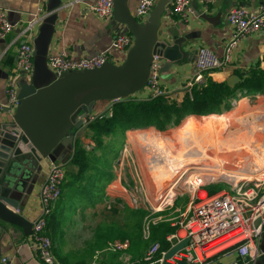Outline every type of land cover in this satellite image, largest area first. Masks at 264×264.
Instances as JSON below:
<instances>
[{"label": "crops", "instance_id": "obj_1", "mask_svg": "<svg viewBox=\"0 0 264 264\" xmlns=\"http://www.w3.org/2000/svg\"><path fill=\"white\" fill-rule=\"evenodd\" d=\"M95 2L96 0H47L46 4L43 5L39 0H0V9L7 10L9 20L15 25L13 30L5 38L0 39V102L6 101V83L13 73H15L17 67L18 47L25 42H30L34 46L35 53V42L37 41L41 52L38 55L36 51V58L34 54V73H32L28 81H31L37 72L41 80H47L51 77L54 72H51L47 64L49 56L54 52L66 51L71 57L79 58L99 54L111 47L113 39L123 31H120L117 25H113L112 20L105 21L90 9V6L95 4ZM173 2L174 0L170 1L162 16L160 37L162 39L168 38L169 40H173L175 37L189 34L191 38L184 44V49L189 51L191 55L189 59H183L179 64L173 65L169 71H161L160 85L168 98L175 100L177 103H181L186 94L187 85L193 81L197 72L195 65L197 50L200 47H208L214 50L219 56H223L225 44L232 36L233 31V27L228 23L227 17L229 11L236 6L242 5L249 12H253L264 1L192 0L196 14L186 19L180 15L171 14ZM128 5L135 15L139 0H129ZM49 8L51 9L50 11H48ZM34 13L47 15L46 18L52 14L56 15L55 25L48 24L47 22L44 23L43 20L41 23L34 25L31 36L23 34V30L26 28L28 21ZM204 16H207L211 21H208ZM257 66L264 69V31L240 40L231 54V61L216 71L205 73L203 82L206 83V79L211 78L215 82H226L229 85L228 81L231 76L237 75L242 80L243 76H246L252 68ZM254 97L262 99L264 95L253 94L242 97V93H239L238 98L231 99V108H229V112H224L225 115H228L234 109H238L243 99L250 101ZM129 98L139 101L152 98V95L148 89H143ZM112 103L109 100L98 101L93 114L98 116L110 111ZM223 114L219 116H223ZM202 117L204 116L191 118ZM4 118H10V116L0 111V121L4 120ZM91 133L92 131L89 128L86 129L85 134L80 137L78 142L79 146L85 149L87 148L90 151L92 150L90 147L94 145ZM137 135L139 134L134 133L132 137ZM65 157L66 154L61 155L56 162L63 163L62 161ZM52 163L50 160L43 163L42 173L32 193L30 195H24L22 199V204H24L23 213L30 221H32L40 210V189L46 180ZM66 165L68 166V171L78 169L70 161ZM88 172H86L84 177H89ZM98 176L103 178L100 168ZM114 182H108L105 191L108 195V191L114 189L117 191V194L112 192V197L115 195L119 199L121 189L113 187ZM82 183L85 185V181ZM63 192L65 191L63 190ZM58 204L49 218L47 233L52 239L54 254L62 264H90L95 257L99 261L109 263L119 262L120 254L107 250L108 246L95 251L94 255L82 256L83 253L80 254L79 251L81 250V245L79 243L77 245H75L76 243H72L75 238H72L67 233L63 225V220L57 214ZM81 230L80 228L79 231ZM8 231L4 237L0 236L1 263L43 264L38 257L37 249L33 245L30 235H26L24 230L18 226L9 225ZM150 245L151 243L146 245L141 243L140 247L138 245L134 249L130 245L128 254L133 261L138 260L144 256ZM255 249V258L250 255L241 257L234 249H227L215 256L209 264H228L234 261L244 262L246 264H264V232L256 244Z\"/></svg>", "mask_w": 264, "mask_h": 264}, {"label": "built area", "instance_id": "obj_2", "mask_svg": "<svg viewBox=\"0 0 264 264\" xmlns=\"http://www.w3.org/2000/svg\"><path fill=\"white\" fill-rule=\"evenodd\" d=\"M46 1L39 0L43 5L46 4ZM243 1L249 2L251 0ZM157 2L158 0H139L135 12L138 21H146ZM114 7V0H96L90 9L99 18L111 21L114 15ZM173 13L186 19L195 15L196 11L192 0H174L171 14ZM46 16L34 13L23 30V34L31 36L34 25L41 23ZM227 18L228 23L233 27V31L232 36L225 44L224 55L219 56L208 47H200L197 50L195 60L197 72L193 81L187 85V89L190 90L195 84L202 83L205 73H211L228 64L231 61V54L240 40L264 31V2L253 12H249L242 5L236 6L229 11ZM14 27L15 25L9 20L7 10L0 9V39L5 38ZM133 43L131 33L121 32L113 39L111 47L106 51L79 58L71 57L66 51L54 52L48 58V66L59 76L70 71L100 68L108 62L121 64ZM17 52L18 60L15 73L6 83V101L0 102V111L8 109L10 114H13L19 105V79L23 77L29 80L34 70V46L30 42H25L18 47ZM161 69L162 61L155 57L146 85V89L150 91L152 97L165 95V91L160 85ZM117 101L120 100H113L112 102ZM92 119L95 120L96 118L93 117ZM65 165V163L59 162L51 164L46 180L40 189V210L31 221L33 232L30 238L43 264H62L54 254L52 239L47 233V227L49 218L62 197L66 179ZM170 182L164 186L163 183L154 186V194L158 204L163 208L172 206L176 198V194L173 195L170 192V195L173 196L169 199L167 192H165L173 188ZM197 182L199 183L195 184L196 186L189 192L192 199L188 212L182 216L180 221L173 222L172 226H177V230L166 236L171 244L169 249L178 241L190 238L184 248L173 257L165 258L169 249L161 251V244L158 241H153L144 256L133 261L128 254L130 241L117 240L109 243L107 250L119 253V262L99 261L95 257L90 264H180L183 261H187L188 264H209L215 256L227 249H234L241 257L250 255L255 258L256 244L264 232V179L257 181L241 180L239 181L240 184L236 185V189L230 191L224 189L215 194H210L205 189L207 182H202L199 179ZM124 190H122L119 199L127 196L128 191ZM129 200L132 205L139 206L134 195H131ZM161 209L156 208V210ZM146 219L143 224V237L149 240L152 225ZM258 220H260L259 223ZM223 239L226 240L217 245V242ZM159 253L161 254L158 256ZM228 264L246 263L234 261Z\"/></svg>", "mask_w": 264, "mask_h": 264}, {"label": "water", "instance_id": "obj_3", "mask_svg": "<svg viewBox=\"0 0 264 264\" xmlns=\"http://www.w3.org/2000/svg\"><path fill=\"white\" fill-rule=\"evenodd\" d=\"M128 1L114 0L112 23L120 31L131 33L134 40L121 64L108 62L100 68L70 71L59 76L52 73L47 80H41L38 72L31 81L19 79V105L13 114L4 109L2 112L10 118L0 121L1 237L9 232V225L21 227L26 235L32 234L33 224L23 213L22 199L32 193L44 162H56L63 154L66 157L62 162L70 161L80 137L94 121L92 118H97L93 111L98 101L122 100L146 89L155 57L163 63L162 72L189 59L191 53L184 49L191 38L189 34L173 40L160 37L161 19L171 0H158L144 22L138 21ZM55 20L56 15L52 14L43 22L55 25ZM36 51L41 54L37 41L35 58ZM240 80L233 75L228 82L234 87ZM189 240L178 241L166 252L165 258L173 257Z\"/></svg>", "mask_w": 264, "mask_h": 264}, {"label": "rangeland", "instance_id": "obj_4", "mask_svg": "<svg viewBox=\"0 0 264 264\" xmlns=\"http://www.w3.org/2000/svg\"><path fill=\"white\" fill-rule=\"evenodd\" d=\"M262 103H264V98L258 99L254 97L249 102L247 101L248 106L245 109L240 110L238 115H243L247 118L246 113H248L250 115H248V120L254 121L256 115L264 112L262 111L264 110V105ZM257 109L259 110L257 111ZM234 110L237 111L238 109ZM205 112H210V110H201L196 113L199 114ZM226 115L224 113L221 118H225ZM216 117H219V115L211 116L208 118ZM208 118L201 121L194 120L191 123L189 122L192 120V118H190L191 120L189 119L186 121L185 119L181 120L178 123L172 121L166 126L165 130H159L156 127L130 128V126L124 124L123 126L121 125L120 127H118L115 132L109 134L108 136H103L101 140L92 139L94 145L91 144L93 147L91 146L90 149H92L93 151L88 150L90 151L88 158L90 159L91 170L88 172L89 177L86 176L87 180L86 177H84L85 185L88 183V187L84 191V193L80 192L77 194L76 192L72 193L70 191H66L63 185V190L65 192H63V196L58 204L57 209V214H59V216L63 220L65 230L72 238H75L72 243H76L75 245L79 243L81 245V250L79 251L80 254L83 253L82 256L94 255L95 251L101 250L105 248V246H108L109 243L117 240H129L130 245L133 246V249L138 247V245L140 247L141 243L137 240V238L140 236V230L137 231L139 228H137V222L132 220V213L143 214V224L145 222V219L147 218L146 221H150L152 227L153 225L156 226L161 223H171L172 225L173 222L180 221L183 218L182 216L185 215L190 208L189 205L192 196L189 192L191 190H189L188 188L184 190L185 188L182 189L178 186V188L176 189V191H178V194L173 201V205L168 208L161 207V205L158 204L156 195L154 194V186H156L153 182L154 174L149 168L147 158L145 159V157L150 156V152L149 155L147 153L142 154V152L139 151L140 149L137 147V145L133 144L130 139L136 132L140 135H149L151 133L147 131L156 129L159 132L166 133L163 135L171 136L172 139L174 138L173 141H169L157 137L152 132L154 135L151 134L152 136H149L157 141L159 145L163 144L178 146L180 145L183 137L188 133V130H190V128L208 120ZM183 122L185 123L186 129L184 128V130L181 132L179 130L180 127L184 124ZM260 122V124L264 123V121ZM233 128L234 127H232L231 130L235 131L233 130ZM247 130L248 128L244 127L240 131H235L236 134L238 132L241 133L240 136H236L238 138H241L243 134H247ZM144 132H147L149 134ZM91 134L93 135V133ZM261 141L262 139L260 140V144L262 145L263 141ZM258 149H260V147H258ZM97 150L99 151L96 152ZM254 154L255 152L252 153V156H254ZM246 159L247 157H245V155L239 154L237 155V157L235 156L232 163H235V168L240 167L239 169H241V166L249 163L247 162L248 159ZM209 167L213 168L214 166L205 165L195 167L192 165L189 168V173L187 175L193 178L199 176L200 178L202 175H200L201 172H198V169L202 170ZM99 168L102 170L103 178L98 176ZM248 168L249 167H247L246 169ZM255 168L258 169V167L252 166L251 170L254 171ZM65 169L66 171L68 170L67 165H65ZM178 173L179 172L177 171L175 174L178 176ZM165 174L166 173L160 174L162 175L160 178H164ZM115 180L116 182H114ZM110 181L114 182L113 187H115L116 189H121L119 196L122 195L123 189H125L124 191H128L127 196L123 197V199H118V197H115V195H113L112 197L111 193L113 192L117 194V191L111 189L110 191H108V197L105 191V187L106 184H108V182ZM170 181H174L172 177H169V182ZM252 181L257 180L253 179ZM237 184L240 183L238 182ZM236 187L237 186L229 183V181L227 182L224 180H214L211 182H207L205 185V189L213 194L221 192L224 189L230 191L231 189H236ZM131 195H134V197H136L139 206L136 207L135 205L131 204V201L129 200ZM106 199L107 201H105ZM192 206L193 204L191 205V207ZM156 208L163 209L156 210ZM129 211L132 213H129ZM80 228L82 229L81 231H79ZM149 240L153 242L151 240V237Z\"/></svg>", "mask_w": 264, "mask_h": 264}, {"label": "bare ground", "instance_id": "obj_5", "mask_svg": "<svg viewBox=\"0 0 264 264\" xmlns=\"http://www.w3.org/2000/svg\"><path fill=\"white\" fill-rule=\"evenodd\" d=\"M262 104L264 105V103ZM247 106V100L243 99L238 110H233L225 118H210L190 128L178 146L159 145L151 136L144 134H139L130 141L137 145L142 154L147 153L149 155L150 152V156L145 157L144 155V157L147 158L149 168L154 174L153 182L156 186L159 183H163L164 186L168 184L169 177L173 178L174 181L170 182L173 188L165 191L169 199L178 194V191H176L178 186L182 189L185 188L184 190L186 188L193 190V187L199 183L197 182L198 179L202 182L224 180L229 181L234 186L244 179L261 180L264 179V123L260 124V121H264V112H262L264 110L255 116L254 121H249L248 113H246L247 118L241 114V116L238 115L239 111ZM232 127L235 131H240L244 127L248 128L247 134H243L241 138H238L236 135L240 136L241 133L236 134L235 131L231 130ZM261 139L263 141H261L262 145L260 144ZM253 152H255L254 156H252ZM239 154L245 155L248 159H246L247 162H249L241 166V169H239L240 167L235 168V163H232L235 156L237 157ZM192 165L195 167L213 165L214 167L198 169L202 176L193 178L187 175ZM252 166H256L258 169L255 168L252 171ZM247 167L249 168L246 169ZM177 171L179 172L178 176L175 174ZM162 173H166L164 178H160ZM170 192L173 193L172 196ZM225 240L217 242V245Z\"/></svg>", "mask_w": 264, "mask_h": 264}, {"label": "trees", "instance_id": "obj_6", "mask_svg": "<svg viewBox=\"0 0 264 264\" xmlns=\"http://www.w3.org/2000/svg\"><path fill=\"white\" fill-rule=\"evenodd\" d=\"M239 93H242V97L253 94L264 95V69L259 68V66L252 68L246 76H243L241 82L234 87L229 86L226 82L218 83L211 78H207L206 83H198L190 90L187 89L181 103L171 100L167 95L139 101L126 98L113 102L110 111H108L111 112V116L107 115L108 112L98 115L88 128L93 133V139L97 140H101L103 136H108L115 132L118 127L124 124L130 126V128L156 127L159 130H165L166 126L172 121L178 123L186 116L188 117L185 121L191 117L204 116L190 119L189 123H191L194 120L201 121L215 116L211 114L221 115L231 108V99L238 98ZM206 109L210 110V112L196 113ZM216 118H221V116ZM184 128L185 123L180 127L179 131L182 132ZM150 131L147 132L154 133L159 138L169 141L174 140L171 136H165L163 134L166 133L159 132L156 129H151ZM89 152L84 147L79 146V144L77 145L76 152L71 157L70 162L77 166L78 169L66 171L64 187L67 191L76 192L77 194L80 192L84 193L88 187V184L84 185L82 182L85 181L84 175L86 172L91 170L90 159L88 158ZM129 213L132 212L129 211ZM132 216V220L137 222V228H139L137 231L140 230V236L137 240L144 245L150 243V240L143 237V214L132 213ZM176 230L177 226L174 227L171 223L153 225L151 240L158 241L161 244V251L167 250L171 244L166 239V236Z\"/></svg>", "mask_w": 264, "mask_h": 264}]
</instances>
